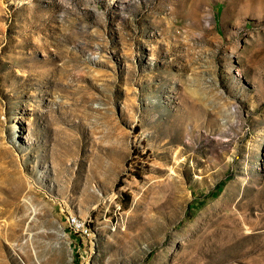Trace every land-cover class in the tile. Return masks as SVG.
I'll list each match as a JSON object with an SVG mask.
<instances>
[{"label": "rangeland", "instance_id": "obj_1", "mask_svg": "<svg viewBox=\"0 0 264 264\" xmlns=\"http://www.w3.org/2000/svg\"><path fill=\"white\" fill-rule=\"evenodd\" d=\"M0 264H264V0H0Z\"/></svg>", "mask_w": 264, "mask_h": 264}, {"label": "built area", "instance_id": "obj_2", "mask_svg": "<svg viewBox=\"0 0 264 264\" xmlns=\"http://www.w3.org/2000/svg\"><path fill=\"white\" fill-rule=\"evenodd\" d=\"M71 225L77 229V230H81L84 228L83 223H81L78 219H76L75 217L71 218Z\"/></svg>", "mask_w": 264, "mask_h": 264}, {"label": "bare ground", "instance_id": "obj_3", "mask_svg": "<svg viewBox=\"0 0 264 264\" xmlns=\"http://www.w3.org/2000/svg\"><path fill=\"white\" fill-rule=\"evenodd\" d=\"M250 3V2H249Z\"/></svg>", "mask_w": 264, "mask_h": 264}]
</instances>
